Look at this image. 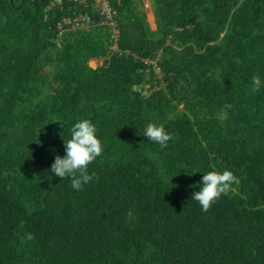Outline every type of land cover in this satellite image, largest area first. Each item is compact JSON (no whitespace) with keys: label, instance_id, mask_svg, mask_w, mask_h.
Here are the masks:
<instances>
[{"label":"trees","instance_id":"obj_1","mask_svg":"<svg viewBox=\"0 0 264 264\" xmlns=\"http://www.w3.org/2000/svg\"><path fill=\"white\" fill-rule=\"evenodd\" d=\"M92 1L0 0V264H264V0H149L154 29L110 0L59 34ZM82 119L103 152L75 190L51 164ZM213 169L241 183L204 212Z\"/></svg>","mask_w":264,"mask_h":264},{"label":"clouds","instance_id":"obj_2","mask_svg":"<svg viewBox=\"0 0 264 264\" xmlns=\"http://www.w3.org/2000/svg\"><path fill=\"white\" fill-rule=\"evenodd\" d=\"M144 8V7H143ZM264 87V81L259 75L251 78L250 91L252 94L258 93ZM71 138L64 140L65 154L54 157L51 164V172L60 177L61 180L70 177L71 187L81 190L84 185L99 179L95 172L89 174L88 166L102 155L103 144L97 136L98 126L89 119H82L74 123L71 127ZM143 136L161 148L168 146V141L173 139L163 124L148 123L144 129ZM194 173V172H193ZM199 191L192 193L191 199L198 202L204 212H208L221 196H227L234 191L233 185H239L241 179L233 174L232 171L225 169L219 172L215 169L204 173ZM127 217L131 220L133 213L128 211Z\"/></svg>","mask_w":264,"mask_h":264},{"label":"built area","instance_id":"obj_3","mask_svg":"<svg viewBox=\"0 0 264 264\" xmlns=\"http://www.w3.org/2000/svg\"><path fill=\"white\" fill-rule=\"evenodd\" d=\"M64 0H50V6L61 4ZM69 2L86 4L87 0H66ZM94 9L99 13L100 20H95L88 12L73 13L72 16L63 17L61 21L57 22L59 34L67 27L73 29H84L96 25L97 23H110L114 24L113 16L116 11L111 7L110 0H93L91 3ZM148 2H143V7H148Z\"/></svg>","mask_w":264,"mask_h":264},{"label":"rangeland","instance_id":"obj_4","mask_svg":"<svg viewBox=\"0 0 264 264\" xmlns=\"http://www.w3.org/2000/svg\"><path fill=\"white\" fill-rule=\"evenodd\" d=\"M147 2H149V0H147ZM140 5L141 6H143V1L141 0V2H140ZM151 7H148L146 10V12H147V20H148V22H149V25H150V28L151 29H154L155 28V23L153 22V17H152V13H151ZM154 15V14H153ZM97 62H101L100 60L99 61H97V60H95V59H92V60H90L89 61V64L91 65V66H95V65H97L98 63Z\"/></svg>","mask_w":264,"mask_h":264},{"label":"crops","instance_id":"obj_5","mask_svg":"<svg viewBox=\"0 0 264 264\" xmlns=\"http://www.w3.org/2000/svg\"><path fill=\"white\" fill-rule=\"evenodd\" d=\"M143 2H147V0H142ZM148 4H149V6L148 7H151L150 6V2H148ZM143 7V6H142ZM148 7H146V8H144L145 9V12L147 11L146 9L148 8ZM152 8V7H151ZM153 9H151V13H152V17H153V22L155 23V17H154V13H153V11H152ZM146 15H147V12H146ZM148 21V20H147Z\"/></svg>","mask_w":264,"mask_h":264},{"label":"water","instance_id":"obj_6","mask_svg":"<svg viewBox=\"0 0 264 264\" xmlns=\"http://www.w3.org/2000/svg\"><path fill=\"white\" fill-rule=\"evenodd\" d=\"M23 1V0H22ZM153 11V10H152ZM140 90L142 91V90H144V87H140Z\"/></svg>","mask_w":264,"mask_h":264}]
</instances>
